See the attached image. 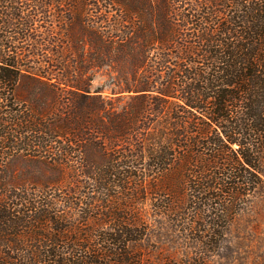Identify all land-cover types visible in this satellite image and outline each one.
Masks as SVG:
<instances>
[{
  "label": "trees",
  "instance_id": "trees-1",
  "mask_svg": "<svg viewBox=\"0 0 264 264\" xmlns=\"http://www.w3.org/2000/svg\"><path fill=\"white\" fill-rule=\"evenodd\" d=\"M108 1L119 14L112 33L82 21L85 0L57 4L77 31L72 47L68 29L63 35L77 73L90 65L87 38L130 60L133 87L102 96L82 77L60 73L52 82L69 63L22 65L12 37L32 40L41 56L45 40L0 0V264H140L133 247L146 223L129 201L146 197L159 213L166 197L183 203L189 189L222 188L229 201L250 182L239 167L264 165V0H196L205 12L180 17L172 0ZM155 47L162 53L153 60ZM21 81L29 86L22 96ZM15 161L32 170L11 174ZM216 169L222 178L206 175ZM36 240L45 251L32 250Z\"/></svg>",
  "mask_w": 264,
  "mask_h": 264
},
{
  "label": "rangeland",
  "instance_id": "rangeland-1",
  "mask_svg": "<svg viewBox=\"0 0 264 264\" xmlns=\"http://www.w3.org/2000/svg\"><path fill=\"white\" fill-rule=\"evenodd\" d=\"M85 1L82 21L92 28L97 27L99 30L112 33L119 21V14L109 10L111 7L109 1L94 0L95 5L93 0ZM152 1L157 4L161 0ZM172 1L178 16L183 9H191L194 13L205 12L206 9H199L196 0ZM59 2L60 0H16V3H12L7 0V4H3L8 9H17L23 17L29 19L32 24L31 35L39 37L40 42H42L41 38L45 40L43 43L47 52L41 56V52L36 50V45L31 44L32 40L28 41L27 45L18 44L19 32L12 37L14 45L19 46L22 65L32 67L34 72L37 68H40V71L44 68V64L40 63L43 57L49 59L48 61L53 65H57L59 61L64 64L69 63V70L63 72L61 68L62 71L57 70L53 73L57 78L54 77L52 82L55 83L60 73L77 79L82 77L84 83L90 85L91 92L100 89L103 92L102 96L108 95L110 90L117 91L125 86L133 87L129 74L130 60L123 57H120V60L117 59L119 55L115 51L109 55L103 51L94 50L90 43L92 41L88 38L85 41L83 56L86 57L84 58L86 63L90 65L82 73H77L75 70L77 55L71 51L73 50L71 48L72 32L76 34L77 31L72 30L66 22L67 10L63 5H57ZM134 26L132 21L130 27ZM64 29H68L65 33L68 35L71 47L63 44ZM132 41L135 44L131 43V48L134 49L139 41L135 38ZM56 51H62L60 58L56 57ZM160 53L162 51L155 47L149 57L154 60L161 56ZM177 53L180 52L173 47L169 54L172 61L178 60ZM157 54L160 55L155 57ZM68 65H66L67 68ZM17 91L21 96L26 95L29 92V86L21 81ZM231 148L236 149V146ZM229 156L234 160L239 158L238 155L230 154ZM25 165L19 161L11 163L9 169L15 171L11 174L23 175L32 170ZM252 165L254 168L250 169L245 166L239 167L240 170L243 168L247 170L242 173V176L250 179V182L237 186L229 194L231 197L229 201L222 200L221 195H224L225 191L223 188L221 191L215 190L209 193L199 192V189H189L184 192L186 198L183 203L170 202V199L166 197L157 202L167 207V210L159 209V213L154 210L149 200L146 201V197L144 201H129L130 208H137L138 216L146 223L144 228H139L135 238L141 233L142 236L138 237L140 240L133 247V253L142 257L140 264H264V165L260 166L256 161L252 162ZM219 172L217 169L211 170L206 175L219 179L223 177V174ZM210 182L207 180L208 184ZM29 183L30 181H27L26 184ZM81 224L83 225H79L87 226L86 223ZM81 244L92 245L94 242L85 239ZM39 246L36 240V244L31 248L45 251Z\"/></svg>",
  "mask_w": 264,
  "mask_h": 264
}]
</instances>
